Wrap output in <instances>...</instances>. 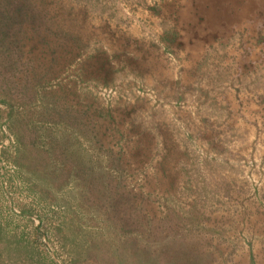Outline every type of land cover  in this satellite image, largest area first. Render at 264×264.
Masks as SVG:
<instances>
[{
    "label": "rangeland",
    "instance_id": "rangeland-1",
    "mask_svg": "<svg viewBox=\"0 0 264 264\" xmlns=\"http://www.w3.org/2000/svg\"><path fill=\"white\" fill-rule=\"evenodd\" d=\"M171 2L0 0V264H264V55L187 73Z\"/></svg>",
    "mask_w": 264,
    "mask_h": 264
},
{
    "label": "crops",
    "instance_id": "crops-1",
    "mask_svg": "<svg viewBox=\"0 0 264 264\" xmlns=\"http://www.w3.org/2000/svg\"><path fill=\"white\" fill-rule=\"evenodd\" d=\"M172 1L170 10L176 8L175 14L168 18V25L161 26V39L178 37L177 34L183 38L179 53L184 56L182 61L187 73H197L205 62L208 66L217 62L208 61L210 54L217 53L226 54L222 62L216 63L219 65L220 77L227 78L231 74L228 79L237 81L246 74L255 76L254 71L259 69L258 56L264 55V37L256 44L252 36L257 37L259 32L264 35V29L261 28L264 21L258 16L259 6L264 7V0ZM219 38L234 41L219 49V46H215ZM262 72L263 69L260 70ZM260 85L264 86V82ZM252 87L250 84L249 92L245 95L248 101L256 103L264 100V92L252 91Z\"/></svg>",
    "mask_w": 264,
    "mask_h": 264
}]
</instances>
